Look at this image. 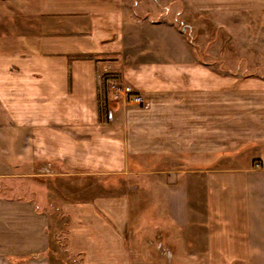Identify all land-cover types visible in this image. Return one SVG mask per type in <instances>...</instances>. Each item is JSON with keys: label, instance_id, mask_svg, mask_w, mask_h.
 Segmentation results:
<instances>
[{"label": "crops", "instance_id": "obj_1", "mask_svg": "<svg viewBox=\"0 0 264 264\" xmlns=\"http://www.w3.org/2000/svg\"><path fill=\"white\" fill-rule=\"evenodd\" d=\"M178 1L264 13V0ZM125 2L0 0V181H48L38 198L0 194V264H130L126 194L96 196L93 181L91 198L52 197L49 185L114 191L130 175L189 264H264V71L216 66L173 23L128 22ZM113 82L144 102L115 97Z\"/></svg>", "mask_w": 264, "mask_h": 264}, {"label": "rangeland", "instance_id": "obj_2", "mask_svg": "<svg viewBox=\"0 0 264 264\" xmlns=\"http://www.w3.org/2000/svg\"><path fill=\"white\" fill-rule=\"evenodd\" d=\"M125 4L130 12L128 22L130 18L136 24L141 22L142 27L146 22L173 23L197 49L202 52L212 50L216 66L234 69L243 76L253 73L257 75L264 71V13L213 15L194 11L178 0H126ZM148 36L150 50L158 53V35ZM164 46L161 44L160 49ZM221 59L225 60L223 65ZM118 178L114 191L106 190L97 179L95 181L86 177L55 180L53 183L49 181V185L52 184L57 190L51 196L62 197L66 194L64 198L88 199L92 197L94 182L96 196L124 193L129 199L125 232L126 244L130 249V264H189L188 255L176 253L175 246L171 244L172 239L166 235V232L172 234L171 229L167 225L163 226V222L156 221L163 217L164 212L162 206L157 204L155 195L142 188L147 182L132 175ZM45 184L48 181L43 179L14 177L0 181V194L10 197L33 194L38 198L39 193H46ZM44 197L47 198L46 195ZM61 231L60 237L63 239L65 224Z\"/></svg>", "mask_w": 264, "mask_h": 264}, {"label": "built area", "instance_id": "obj_3", "mask_svg": "<svg viewBox=\"0 0 264 264\" xmlns=\"http://www.w3.org/2000/svg\"><path fill=\"white\" fill-rule=\"evenodd\" d=\"M110 90L117 97H121L129 104H142L143 96L132 89L128 84L113 82L110 84ZM257 165V164H256Z\"/></svg>", "mask_w": 264, "mask_h": 264}, {"label": "trees", "instance_id": "obj_4", "mask_svg": "<svg viewBox=\"0 0 264 264\" xmlns=\"http://www.w3.org/2000/svg\"><path fill=\"white\" fill-rule=\"evenodd\" d=\"M110 76V75H109ZM105 98H103V101H102V104H100V110H101V112H103V113H106V106H105ZM61 230L60 231H58V233H56V235H55V239L57 240V242H58V244L60 245V247H62V249H63V239L60 237V234H61Z\"/></svg>", "mask_w": 264, "mask_h": 264}]
</instances>
